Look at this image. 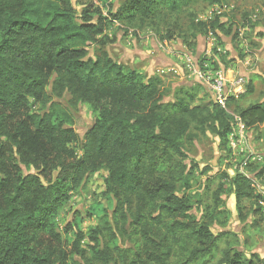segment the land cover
Masks as SVG:
<instances>
[{
  "label": "trees",
  "instance_id": "trees-1",
  "mask_svg": "<svg viewBox=\"0 0 264 264\" xmlns=\"http://www.w3.org/2000/svg\"><path fill=\"white\" fill-rule=\"evenodd\" d=\"M197 3L223 1L125 0L106 18L100 9L111 8L109 0H0V264H172L179 253L178 264L213 261L212 226L228 192L239 218L248 202L252 227L262 223L260 196L243 173H223L211 195L217 208L205 206L201 219L185 193L195 168L185 164L188 144L207 134L226 144L234 128L228 111L248 130L264 124V101L242 106L254 94L253 80L223 109L194 104L200 84L165 100L157 77L143 81L104 52L88 57V48L104 45L109 22L163 29L162 40L171 41L181 30L180 12ZM224 16L194 24L191 38L230 33ZM187 36L178 33L183 42ZM222 54L217 47L211 57L225 63ZM206 61L194 65L205 71ZM79 104L97 114L82 137L70 111ZM102 169L113 209L93 207L101 228L69 238L71 227L61 232L56 218ZM85 237L89 252L81 248ZM216 264H264V258L226 251Z\"/></svg>",
  "mask_w": 264,
  "mask_h": 264
},
{
  "label": "rangeland",
  "instance_id": "rangeland-1",
  "mask_svg": "<svg viewBox=\"0 0 264 264\" xmlns=\"http://www.w3.org/2000/svg\"><path fill=\"white\" fill-rule=\"evenodd\" d=\"M124 1L109 0L112 9L102 7L100 9L102 15L108 18V10L116 11ZM222 1L221 6L197 3L180 12L177 24L181 30L174 34L171 41L162 40L163 29L155 32L157 30L154 31L148 26L137 30L124 24L109 22L102 38L104 45L99 43L88 48V57L94 58L95 55L97 57L104 52L124 69L135 71L143 81L157 77L161 81L160 92L166 96L165 100L171 99L170 94L178 89L200 84L195 105L216 101L206 84L203 82L205 84L203 85L188 71L185 60L188 56L196 63L209 59L210 66L206 61V70L220 75L232 88H238L236 93L243 92V87L249 80H253L254 94L247 103L243 102L242 106L263 102L264 0ZM220 13L226 15L222 22L226 24V28L231 29L230 33L219 32L217 36L210 34L207 37L197 34L196 38H191L193 34L191 28L194 24L205 22ZM179 32L188 33L185 42L178 37ZM217 47L225 54V63L221 62L220 56L216 55V59L213 60L212 53L211 57V52ZM214 62L217 64L213 65ZM210 67L212 69L217 67V70L211 72ZM39 108L35 107L36 110ZM70 111L73 128L82 137L97 114L87 104H79ZM228 112L233 118L234 128L226 144L207 134L199 135L185 148L187 169L190 171V168L195 166L192 170L194 179L190 182L191 188L185 192L192 205L191 213L201 219L205 206H209L210 211L217 208L211 195L218 188L219 178L223 173L231 177L235 172H239L251 180L253 188L260 196L259 205L263 221L258 227H252L254 220L249 216L248 202L242 204L241 214L244 217L239 218L233 194L224 193L221 196V204L216 209L220 214L212 226L214 234L218 237L217 248L214 251L215 259L212 261V258H204L192 264H216L226 251H238L244 260L252 256L264 258V124L248 130L239 123L231 111ZM70 148L78 154L76 146L70 145ZM245 158L248 159L242 166ZM107 175V171L102 169L87 177L80 188L71 194L58 214L56 222L60 231L64 233L66 226L71 227L67 237L73 239L72 235L77 230L87 236L91 230L101 228L103 225L104 221L95 216L92 208L100 205L108 212L113 209L114 202L105 191L104 180ZM89 245L85 237L81 242V248L89 252ZM183 256L184 253L182 255L179 253L172 264H178V258Z\"/></svg>",
  "mask_w": 264,
  "mask_h": 264
},
{
  "label": "built area",
  "instance_id": "built-area-1",
  "mask_svg": "<svg viewBox=\"0 0 264 264\" xmlns=\"http://www.w3.org/2000/svg\"><path fill=\"white\" fill-rule=\"evenodd\" d=\"M185 62L188 71L193 75V77H195V79H197L203 85L206 84V86L213 92L215 101L221 108L225 109L228 96L242 93H236L238 88H232V86L227 84V82L220 75L217 76L207 70L201 71L197 69L191 57L188 56ZM247 159L248 158H245L242 166L246 164Z\"/></svg>",
  "mask_w": 264,
  "mask_h": 264
}]
</instances>
